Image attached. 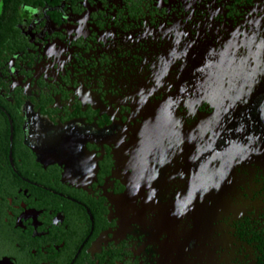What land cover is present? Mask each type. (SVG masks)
Segmentation results:
<instances>
[{"label": "flooded vegetation", "instance_id": "obj_1", "mask_svg": "<svg viewBox=\"0 0 264 264\" xmlns=\"http://www.w3.org/2000/svg\"><path fill=\"white\" fill-rule=\"evenodd\" d=\"M261 90L264 0H0V264H264Z\"/></svg>", "mask_w": 264, "mask_h": 264}, {"label": "water", "instance_id": "obj_2", "mask_svg": "<svg viewBox=\"0 0 264 264\" xmlns=\"http://www.w3.org/2000/svg\"><path fill=\"white\" fill-rule=\"evenodd\" d=\"M260 101L257 105V111L259 113V124H255L253 122L249 124H238L235 126L237 129L234 131H237L240 133V138L238 140H230L229 142V149H247V143L250 140H247L248 134L252 135L254 134V131L256 130L257 125L259 126V131L261 134L264 133V90L260 91ZM260 150L264 152V139L260 141Z\"/></svg>", "mask_w": 264, "mask_h": 264}, {"label": "rangeland", "instance_id": "obj_3", "mask_svg": "<svg viewBox=\"0 0 264 264\" xmlns=\"http://www.w3.org/2000/svg\"><path fill=\"white\" fill-rule=\"evenodd\" d=\"M264 182V181H263ZM258 191H259V195L260 196H263L264 194H263V190H264V183H261L258 187ZM256 211H257V213H256V218H255V220H258V217H260L261 216V213H263L264 211H262L261 210V207L258 205L257 206V209H256Z\"/></svg>", "mask_w": 264, "mask_h": 264}]
</instances>
